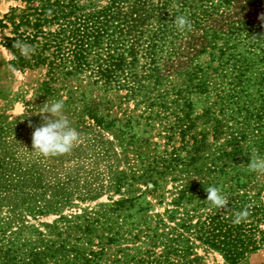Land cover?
Instances as JSON below:
<instances>
[{
    "label": "trees",
    "instance_id": "16d2710c",
    "mask_svg": "<svg viewBox=\"0 0 264 264\" xmlns=\"http://www.w3.org/2000/svg\"><path fill=\"white\" fill-rule=\"evenodd\" d=\"M14 1L0 15V45L12 68L43 69L44 94L54 96L56 83L85 81L161 107L166 92L159 86L171 72L163 74L164 66L172 68L176 58L184 82L171 88L175 122L163 133L169 149L149 148L134 136L119 143L137 160L129 174L115 167L118 153L99 133L112 125L108 112L85 102L82 89L74 96L67 86L64 103L79 101L85 116L69 120L80 135L67 153L44 157L32 150L39 120L0 124V264H207L209 252L234 264L264 244V174L247 168L251 151L264 156V20L258 19L264 0ZM179 15L191 21L190 31L177 30ZM212 17L220 23L214 30L205 25ZM198 30L203 34L194 40ZM207 30L221 37H206ZM15 40L34 51L21 55ZM204 46L225 53L211 70L191 62ZM192 91L206 99L201 115L213 123V137L225 133V151L211 158L225 161L204 169L195 164L204 134L189 133L197 118L187 100ZM175 133L183 157L170 144ZM189 167L196 179L177 183ZM166 176L177 182L167 206L152 211L143 193L160 199ZM137 184L145 191L128 189ZM208 186L221 188L226 209L206 201ZM103 194L104 201L80 206ZM245 209L247 217L234 223L233 214ZM49 214L50 222L28 223Z\"/></svg>",
    "mask_w": 264,
    "mask_h": 264
},
{
    "label": "rangeland",
    "instance_id": "374dc122",
    "mask_svg": "<svg viewBox=\"0 0 264 264\" xmlns=\"http://www.w3.org/2000/svg\"><path fill=\"white\" fill-rule=\"evenodd\" d=\"M15 4L16 1L14 0H0V15L7 11L10 6ZM211 19H213V17L209 18V21L207 20L206 24L205 22L203 24L209 25L213 30L220 27V23L212 22L213 20ZM221 28L226 29V25L221 26ZM200 29H203V27ZM202 34L203 33L200 30L197 32L195 31L193 36L194 40ZM212 34H217V36L221 37L220 33H213L211 30H207L206 37H209ZM216 40L218 45L221 39L217 38ZM199 48L200 46H198V49ZM177 56L179 57V61H184L183 54ZM219 56L225 57V53L220 55V53L216 52L214 49H209V46H204V48L201 49V52L192 57L191 62L192 65H196L199 68L211 70V68L217 66V57ZM9 58V52L0 45V124L7 126L14 123H22L25 122V120L27 122L31 120H39L41 124L43 121L38 113L41 111L45 102L51 103L56 100H63L64 102L68 88L71 90L73 88L76 89L73 93L74 96L78 95L80 89H82L85 96V102H91L94 105L98 104V111L103 114L108 112L109 115L106 118L112 120V125L108 128L99 129V133L104 139L111 140V149L118 153V160L115 162V167L118 170L122 169L126 174H129V172L134 169L135 164H137L134 152L127 150L124 151V154L121 153V146L119 143L123 144L122 142L127 139L128 136H134L141 140H146L149 143V148L155 146V149L157 150H162L167 147L169 149V144L165 145L166 139L163 137V133L165 125H174L173 123L175 122L174 113H170L171 111H169V107L175 105V103H172L174 95L172 94L173 91L171 88L175 89L184 82L183 76L179 72L180 69H184V65L181 66L182 64L177 62V58L175 59L172 68H170L171 66L168 67V64L164 66L165 70L163 74H166L169 69L171 72L167 77L161 80L159 86V89H163L164 93L166 92L162 98H158L162 101L163 106L160 107L159 104H154L150 108L146 107L147 102L138 101V99L118 97L117 94L123 93L121 91H118V93L112 90L103 92L100 89L98 90L84 85L85 81H69L62 84V86H60L59 83H56L54 87L58 89L54 96L44 94L40 90V82L43 79V69H15L7 63ZM222 68L225 71V68ZM187 96V100L190 102L191 107L190 116H197V118L192 121L193 126L189 133L196 136L198 133L204 134V146L200 152V158L195 161V164L204 169L205 166L208 167L212 162L222 163V161H225V155H221L219 160H212L211 158L218 154L220 155L225 151V133H221L216 138L213 137V123L206 116L201 115L206 103L203 94L192 91ZM76 102L77 103H64V114L69 120H74L76 117L85 118L84 114L80 112L82 109L81 104L79 101ZM164 106L168 108L164 110ZM103 107L106 109H103ZM159 108L162 110H158ZM150 109L152 110L150 111ZM178 109H180V106ZM176 134L177 133L173 135L170 144H173L178 148L179 155L183 157L185 155V148L181 147L179 138ZM153 143H155V145H153ZM101 163L102 162L98 165L99 169L101 168ZM189 170H191V167H189L186 172H182L178 178V182H176L181 183L186 179H196L193 172ZM166 177L167 178L163 183V195L160 199L145 191L143 184H137L128 189L131 191L133 187H139V191H145L143 195L145 199L151 203L152 211L160 212L165 206H167L171 197L169 193L176 184L175 181H172L170 176ZM147 186L150 188L151 184L148 182ZM131 193L137 194L135 191L128 192V194ZM116 197H118L117 194H112V198ZM105 199L106 194H103L96 201L80 203V206L90 207L96 202L104 201ZM67 211L68 210L64 212ZM54 217L55 215L49 214L41 216L35 220L28 218V223H31V226H38L37 222H50ZM39 228L41 227L39 226ZM204 257L207 264H228L220 255L214 252H209ZM234 264H264V244L255 252L250 253Z\"/></svg>",
    "mask_w": 264,
    "mask_h": 264
},
{
    "label": "clouds",
    "instance_id": "9594fccd",
    "mask_svg": "<svg viewBox=\"0 0 264 264\" xmlns=\"http://www.w3.org/2000/svg\"><path fill=\"white\" fill-rule=\"evenodd\" d=\"M258 19L264 20V14ZM178 31L181 33L190 31L192 23L185 15L175 16L173 20ZM13 47L17 48L21 55L28 56L34 50L31 45L15 40ZM42 123L35 127L31 134L32 150L37 155L48 157L60 155L69 152L75 143L79 140V133L70 126L68 117L64 114L63 100H56L51 103L45 102L41 111ZM48 114V115H45ZM31 127V124L29 125ZM250 163L247 168L250 172L264 174V156H261L255 150L251 151ZM206 201L215 209H226L229 203L228 197L222 194V190L217 186H208L205 188ZM234 223H240L247 215V209L235 212Z\"/></svg>",
    "mask_w": 264,
    "mask_h": 264
}]
</instances>
